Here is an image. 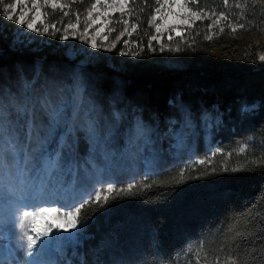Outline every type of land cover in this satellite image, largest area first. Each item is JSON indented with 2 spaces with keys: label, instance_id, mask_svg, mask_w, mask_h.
I'll list each match as a JSON object with an SVG mask.
<instances>
[{
  "label": "trees",
  "instance_id": "1",
  "mask_svg": "<svg viewBox=\"0 0 264 264\" xmlns=\"http://www.w3.org/2000/svg\"><path fill=\"white\" fill-rule=\"evenodd\" d=\"M185 1L193 10L207 8L224 17L211 30L208 20L199 21L180 36L152 40L149 47L155 35L151 17L161 0H129L126 10L112 17L103 57L75 65L72 83L81 81L86 92L96 85L105 92L118 88V105L158 123L162 141L170 127L178 130L185 108L194 120L203 111L215 115L208 138L200 126L196 133L194 152L206 163L172 165L147 177L156 186L124 192L119 190L128 185L116 186L118 198L102 206L89 203L78 214L83 230L77 242L66 248L68 264H206L198 255L202 248L207 264L213 256L224 264L222 256L230 252L250 264H264V62L259 59L264 55V0H228V6L224 0ZM92 3L69 0L67 15L54 19L64 18L66 28ZM237 3L242 7H234ZM45 10L49 19L53 13ZM2 12L0 4V78L11 82L17 68L27 71L23 75L31 84L20 91L30 89L32 108L40 92L37 82L48 70L67 67L70 59L57 43L39 50L13 48L1 31ZM121 17L127 25L116 22ZM239 24L245 27L233 32L230 25ZM71 122L63 124L65 135ZM70 136L77 142L75 134ZM61 144L56 142L50 153ZM208 146L215 155H208Z\"/></svg>",
  "mask_w": 264,
  "mask_h": 264
},
{
  "label": "rangeland",
  "instance_id": "2",
  "mask_svg": "<svg viewBox=\"0 0 264 264\" xmlns=\"http://www.w3.org/2000/svg\"><path fill=\"white\" fill-rule=\"evenodd\" d=\"M68 1L55 0L57 7L53 9L45 0H36L39 8L37 12L36 8L32 7L33 0H0L2 11L5 4L18 5L13 13V21L2 16L1 31L13 48L28 47L39 50L42 45L54 46L57 43L56 45L63 48L70 59L67 67L52 68L37 82V89L40 92L36 94L32 108L28 101L30 89L25 94L20 91L31 84L23 75L28 76L27 71L17 68L19 73L14 77V81H11L13 86L5 78H0V125L6 129L9 136H17L19 143L26 145L28 152L36 156L37 154L33 152L37 147L36 136L45 137L50 126L47 115L50 109L46 108V105L51 107L59 106L61 103L69 105L66 110L67 117L72 120L66 135L63 127L65 123L62 122L43 146V151L50 153L56 142L60 141L63 144L59 168L53 172V178L43 187L38 178L21 183L16 176V169L12 167L0 175V264H68L66 248L77 242L83 230L80 222H77L76 228L67 232L53 227L48 236L37 237L36 233L32 232L37 244L28 249L24 234L30 231L29 222L19 219L23 211L31 210V207L39 203L62 204L66 208L78 205L80 201L90 199L95 191L106 188L109 183L125 186L133 184L140 178L157 175L160 170L172 165L196 162L198 159L194 152V144L197 128L200 126L206 134L216 120L215 115L205 111L197 117L199 120H194L188 117L186 113L188 109H183V120L178 130L171 132L170 127V134L163 137L166 147L163 139L159 138L162 134L158 123L149 118L143 120L140 115L134 113H127L118 105V88L105 92L96 85L90 86L86 92L83 91L81 81L72 83L75 65L85 66L88 62L103 57L104 51L101 49L108 43L113 30L112 17L123 13L129 0H123L125 4L123 9L120 8L122 0H93L92 5H96L95 9L90 6L86 14L73 23L77 25L76 27L67 25L64 28V18L62 21H55L54 17L64 13ZM176 3L177 0H161L160 14H156L157 19L153 21V24L162 25L161 33L155 31V35L159 37L157 42L169 36H180L171 31L173 27L181 30V35L189 30L188 26L178 24L173 15L178 14L183 18L187 14L181 7L175 6ZM20 9L27 12L26 23L35 19L37 31L29 30L26 23L14 22L21 14ZM45 9L53 13L49 14V19L46 17ZM216 18L205 15L202 20L193 19L195 24L207 20L212 23ZM45 24L55 25V28L49 27L48 32H45ZM86 24L91 27L85 33ZM65 35L66 39L63 38ZM93 42L97 45L95 48L91 46ZM14 103L16 106L27 108L23 116L17 114ZM28 119L34 129L31 140L29 128L25 127ZM88 121L93 123L96 131L94 141L89 139L86 131ZM70 134L76 135L77 142ZM209 135L206 134V138ZM214 151L213 147L208 146V155H212ZM32 176L35 177V171ZM62 221L63 217L54 222L59 224ZM39 226L43 227V223ZM45 241L48 243L40 247ZM29 251L33 252L32 256L27 254Z\"/></svg>",
  "mask_w": 264,
  "mask_h": 264
},
{
  "label": "snow or ice",
  "instance_id": "3",
  "mask_svg": "<svg viewBox=\"0 0 264 264\" xmlns=\"http://www.w3.org/2000/svg\"><path fill=\"white\" fill-rule=\"evenodd\" d=\"M197 0H191L192 4H195ZM46 4H50V6L55 9L57 7V4L55 3V0H45ZM225 6H228V0H224ZM177 7H181L185 13L190 15H184L183 18L180 17L178 14H173L176 17V21L178 24H183L188 26L190 29L192 25L194 24L195 19L202 20L205 15H212L215 16L216 13L208 12L207 8L204 9H196L193 10L192 8L188 7V3L185 2V0H177L176 5ZM18 5L15 3H8L4 5L2 14L4 15L5 19L9 21L14 20L13 13L16 11ZM33 8H36L37 12L39 11V8L37 7L36 0H33L32 4ZM63 7V6H60ZM96 5H91L92 9H95ZM125 7V4H120V8L123 9ZM234 7L241 8L242 5L239 3L235 4ZM157 15L160 14V8L157 7L155 9ZM21 14L18 18L15 19V23L18 24H25V16L27 15V12L24 9H20ZM64 15H67V13H64ZM89 18L91 17V11L88 13ZM224 17V13H220L216 20L210 23L207 27L209 30L214 25H218L220 18ZM157 19V16H152L151 21H155ZM77 20H79V14H77ZM96 21H93L95 23ZM117 23L123 22L125 25L128 24L127 20H124L123 17H121L120 20L116 21ZM43 24V21H41ZM151 24V22H150ZM26 26L31 31H37L38 29L35 26V19H33L30 22L26 23ZM77 25H73L71 22H69L67 27H76ZM151 26L155 27L156 33H161L162 25L159 24H152ZM231 30L235 32L237 30V27L244 28L245 25L239 24V25H230ZM49 27L55 28V25H44V31L48 32ZM91 27V25H85V33L87 32L88 28ZM137 27L136 24H132V29L135 30ZM66 31V29H65ZM125 31H127V27L125 28ZM171 31L176 32L177 35H181V30H178L176 27H173ZM220 32L224 31L223 27H220ZM98 34V33H97ZM125 33L121 32L120 35L117 37V40H119ZM64 39L67 38L65 35L63 37ZM106 38V37H105ZM171 39V36L168 37ZM207 39H210L211 36H206ZM159 37L157 35H152L149 37V47H151V41L152 40H158ZM128 41H125V44H127ZM93 48H95L97 45L95 42L91 45ZM115 45L113 44V47ZM262 62H264V55L260 56L259 58ZM14 106L15 103H14ZM69 105L61 103L59 106L51 107L49 105H46V108L50 109L47 111L48 119L50 122L49 129L45 135V137L41 138L40 136H36L37 141V147L33 149V152L36 153V156H33L28 152V148L26 145H21L19 143V139L17 136L12 135L9 136L7 134L6 129L0 125V175L3 174V172L8 169L9 167L16 169V176L19 178L21 183H25L29 179H35L38 178L41 187H43L47 181L51 180L53 178L52 174L54 171H56L59 168V162H60V148L63 146L62 144L58 147L57 151L55 153H47L43 151V146L45 143H47L48 139L54 134L56 127L64 122H68L67 117V109ZM27 111V108L25 106H16V112L18 115L23 116L24 113ZM34 129L31 126V121H29V140L32 139V133ZM86 131L88 133V137L90 140H95L96 138V131L93 126V123L91 121L87 122V128ZM241 152L245 151L244 148L240 149ZM23 152V160H21V153ZM215 155V153H213ZM10 158V159H9ZM211 159V157H209ZM196 164H204L206 163L205 160H199L195 162ZM38 165V166H37ZM33 171H35V177L32 176ZM184 171H181L178 175L182 177L184 175ZM176 177H173V180H175ZM156 181L153 180L151 184L147 183V178L141 185H135V184H129L127 189H120V192L124 191H132L133 188L136 187H152L156 186ZM118 190L116 189V186L113 183H109L106 188H103L102 190L95 191L90 199H85L79 202L78 205H71L69 207H65L62 204H55V203H39L35 206L31 207V210H25L22 212V214L19 215V219L29 222L30 231L25 232V237L27 240V247L28 249H32L36 244L37 240L33 237L31 234L32 232L36 233L37 237L40 236H48L52 230L53 227H58L63 229L64 231H69V229L76 228L77 222H78V214L81 212L82 209H84L89 203H96L100 204L102 206V202H107L110 199L118 198L115 196V193ZM51 217L52 219L49 220L48 218ZM63 217V221L59 224L55 223L56 220H61ZM43 223V227H40L39 224ZM47 241L43 242L40 247H43ZM205 250L202 248L200 253L198 255H202V258L206 260L207 264V256L204 255ZM29 256L33 255L32 251H29L27 253ZM209 255L211 253H208ZM222 259L224 261V264H250L248 261L242 260L238 255L235 253H228L227 255L222 256ZM192 264H196L195 261L192 262ZM212 264H219V261L216 259L215 256H213Z\"/></svg>",
  "mask_w": 264,
  "mask_h": 264
}]
</instances>
